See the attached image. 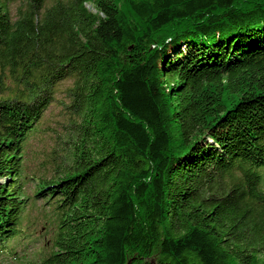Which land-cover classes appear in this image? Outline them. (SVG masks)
I'll use <instances>...</instances> for the list:
<instances>
[{
	"label": "trees",
	"instance_id": "trees-1",
	"mask_svg": "<svg viewBox=\"0 0 264 264\" xmlns=\"http://www.w3.org/2000/svg\"><path fill=\"white\" fill-rule=\"evenodd\" d=\"M14 1L0 0V257L264 264V0H22L17 18ZM66 78L69 160L34 192L57 230L25 260L9 244L30 200L23 143Z\"/></svg>",
	"mask_w": 264,
	"mask_h": 264
},
{
	"label": "rangeland",
	"instance_id": "rangeland-1",
	"mask_svg": "<svg viewBox=\"0 0 264 264\" xmlns=\"http://www.w3.org/2000/svg\"><path fill=\"white\" fill-rule=\"evenodd\" d=\"M21 2L15 0L9 4L14 18H17ZM73 82V78H66L53 87L51 101L38 120L35 131L23 143L22 183L30 200L22 216V232L10 246L25 260L39 261L53 245L57 230L56 215L45 203L46 200H34V192L39 182L59 178L69 160L70 142L79 120L69 95ZM7 84L12 86V81L7 80ZM0 262L19 264L15 258L6 254L0 257Z\"/></svg>",
	"mask_w": 264,
	"mask_h": 264
},
{
	"label": "water",
	"instance_id": "water-1",
	"mask_svg": "<svg viewBox=\"0 0 264 264\" xmlns=\"http://www.w3.org/2000/svg\"><path fill=\"white\" fill-rule=\"evenodd\" d=\"M130 263H131V261L128 264H130Z\"/></svg>",
	"mask_w": 264,
	"mask_h": 264
}]
</instances>
